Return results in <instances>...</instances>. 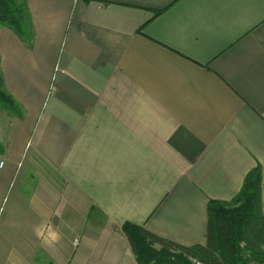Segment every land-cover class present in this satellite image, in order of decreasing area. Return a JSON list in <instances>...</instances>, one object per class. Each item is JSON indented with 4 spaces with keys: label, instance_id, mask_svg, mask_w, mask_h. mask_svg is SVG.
<instances>
[{
    "label": "crops",
    "instance_id": "obj_1",
    "mask_svg": "<svg viewBox=\"0 0 264 264\" xmlns=\"http://www.w3.org/2000/svg\"><path fill=\"white\" fill-rule=\"evenodd\" d=\"M26 2L30 46L0 27L22 111L0 122V264H137L125 222L204 244L258 166L264 215V0Z\"/></svg>",
    "mask_w": 264,
    "mask_h": 264
},
{
    "label": "trees",
    "instance_id": "obj_2",
    "mask_svg": "<svg viewBox=\"0 0 264 264\" xmlns=\"http://www.w3.org/2000/svg\"><path fill=\"white\" fill-rule=\"evenodd\" d=\"M0 27L13 31L27 46L33 28L26 0H0ZM0 111L21 118L22 111L4 87L0 72ZM4 152L0 144V155ZM261 170L248 172L241 189L229 202L210 201L204 244L182 246L163 239L139 225L125 222L121 232L137 264H264V215ZM225 231V234H223ZM160 246V251L154 248Z\"/></svg>",
    "mask_w": 264,
    "mask_h": 264
},
{
    "label": "rangeland",
    "instance_id": "obj_3",
    "mask_svg": "<svg viewBox=\"0 0 264 264\" xmlns=\"http://www.w3.org/2000/svg\"><path fill=\"white\" fill-rule=\"evenodd\" d=\"M11 118H14L12 115H10L9 113H7V112H5V111H0V122H1V125L2 126H4L5 125V120H7V122H10L11 121ZM223 234H225V231H223ZM154 248L155 249H157V250H159L160 251V246H158V245H154ZM189 260V264H196L195 262H194V260H192V259H190V258H188ZM150 264H154V263H150ZM214 264H221L220 263V260H218L216 263H214Z\"/></svg>",
    "mask_w": 264,
    "mask_h": 264
},
{
    "label": "built area",
    "instance_id": "obj_4",
    "mask_svg": "<svg viewBox=\"0 0 264 264\" xmlns=\"http://www.w3.org/2000/svg\"><path fill=\"white\" fill-rule=\"evenodd\" d=\"M2 165H3V162H0V168L2 167ZM193 260V259H192ZM194 262L196 263V264H203V263H201V262H199V261H196V260H194Z\"/></svg>",
    "mask_w": 264,
    "mask_h": 264
},
{
    "label": "clouds",
    "instance_id": "obj_5",
    "mask_svg": "<svg viewBox=\"0 0 264 264\" xmlns=\"http://www.w3.org/2000/svg\"><path fill=\"white\" fill-rule=\"evenodd\" d=\"M52 239L55 240V239H57V237L55 235H53Z\"/></svg>",
    "mask_w": 264,
    "mask_h": 264
}]
</instances>
